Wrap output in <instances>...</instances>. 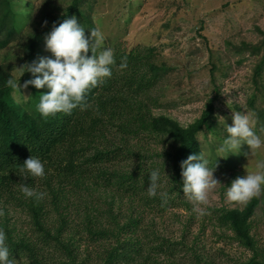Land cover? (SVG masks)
Segmentation results:
<instances>
[{
  "label": "trees",
  "instance_id": "obj_1",
  "mask_svg": "<svg viewBox=\"0 0 264 264\" xmlns=\"http://www.w3.org/2000/svg\"><path fill=\"white\" fill-rule=\"evenodd\" d=\"M85 1L73 0L63 16L52 19L47 34L54 24L59 26L72 16L88 21L81 14ZM17 4L18 0H0V209L5 213L0 228L6 232L10 258L17 264H165L152 256L169 258L178 244L156 243L148 232L144 241L137 235L142 215L146 210L187 203L182 198L181 163L203 151L200 135L217 129L214 102L209 101L201 117L187 127L155 115L152 107L157 101L151 93L173 69L156 63L155 48L136 46L114 52L112 76L88 94L90 107L74 109L71 115L44 117L38 104L49 89H36L30 103L22 106L6 87L12 66L1 62V52L21 38L24 28ZM47 34L32 35L25 46L27 60H34ZM261 34L260 44H243L237 50L259 58L255 83L262 92L264 85L258 81L264 73ZM124 57L127 67L121 68ZM249 104L260 131L264 109L256 107V98ZM31 156L44 163L42 178L20 171ZM153 170H159L160 190L168 193L166 204L159 194L148 195ZM24 184L46 195L40 200L26 197L21 191ZM257 204L253 200L243 211L223 210L217 216L221 226L231 229L238 242L252 250L250 218ZM18 213L21 216L14 217ZM80 242L97 247L96 258L91 252L80 258Z\"/></svg>",
  "mask_w": 264,
  "mask_h": 264
},
{
  "label": "rangeland",
  "instance_id": "obj_2",
  "mask_svg": "<svg viewBox=\"0 0 264 264\" xmlns=\"http://www.w3.org/2000/svg\"><path fill=\"white\" fill-rule=\"evenodd\" d=\"M72 1L18 0L16 12H23L18 17L19 24H24L23 34L1 52V62L12 66L11 76L15 73L17 81L21 79L20 91L12 94L18 104H29L37 89L33 85L23 87L35 77L31 72L21 77L19 68L41 57L55 59L45 42L34 60H27L26 44L32 35L47 34L52 19L63 16ZM81 10L88 21L81 15L76 18L85 28L86 36L91 38V29L97 26L105 36L100 50L155 48L156 63L173 69L151 93L157 101L152 107L155 115L168 116L187 127L201 117L209 101L214 102L217 129L200 135V141L210 161L209 167L218 164L214 177L221 184L211 194L204 216L193 211V204L185 194L182 198L187 203L179 202L176 207L169 204V209L143 213L137 235L147 241L143 235L148 232L156 243L168 240L178 244L172 247L171 257H152H158L165 264H264V194L246 204L227 199L232 182L247 174L245 166L254 171L256 161L264 159V148L255 156L250 155L251 149L246 143L235 153L219 151L228 135L227 126L234 124V112L251 114L253 130L264 139V127L258 131L257 119L249 104L256 98V107L264 109V90H257L255 83L259 58L237 50L243 44L262 42L264 0H86ZM258 81L264 85V73ZM219 117L224 121H219ZM253 200L258 202L250 218L254 250L242 246L235 233L221 226L217 219L223 210L243 211ZM67 213L76 218L73 211ZM13 215L21 216L20 213ZM79 247L80 258L88 252L96 258L97 247H88L83 242Z\"/></svg>",
  "mask_w": 264,
  "mask_h": 264
},
{
  "label": "clouds",
  "instance_id": "obj_3",
  "mask_svg": "<svg viewBox=\"0 0 264 264\" xmlns=\"http://www.w3.org/2000/svg\"><path fill=\"white\" fill-rule=\"evenodd\" d=\"M47 22H45L46 24ZM46 48L55 57H41L39 61H33L19 68L21 77L25 72H31L35 77L26 81L23 87L29 85L37 89L47 87L50 91L40 95L38 111L44 117L54 116L57 113L71 115L74 109L86 110L90 107L87 100L92 89L100 86L106 78L112 76V68L116 64L114 51L111 48H102L105 36L100 27L91 29V38L85 35V28L81 26L75 16L64 19L59 26L53 25L52 31L45 37ZM91 51L92 55L88 53ZM121 68H126V57L122 58ZM26 68V71H25ZM21 80V79H20ZM20 80L17 81L15 73L7 79L6 87L13 91H20ZM234 124L227 126V138L223 140L220 152L235 153L241 145L246 143L250 149V155L255 156L257 151L264 148V139L253 130L254 122L249 113L234 112ZM219 121H224L219 117ZM246 155H249L246 153ZM210 161L205 153L200 151L192 154L182 161L183 192L186 198L193 204V211L199 216L207 214V206L210 196L221 182L214 177L218 164L209 167ZM246 167V175L237 177L227 190V199L231 202L246 204L253 198H259L264 194V159L256 161L255 170L249 171ZM27 170L33 177H43L45 166L41 159L31 156L25 162L20 171ZM161 177L159 170H153L150 174V185L147 189L150 197H161L162 203L168 201V193L161 191ZM21 191L26 197H35L40 200L46 195L30 188L26 184L21 185ZM0 209V217L4 216ZM7 235L0 228V264H17L15 258H10L9 247L6 243Z\"/></svg>",
  "mask_w": 264,
  "mask_h": 264
}]
</instances>
